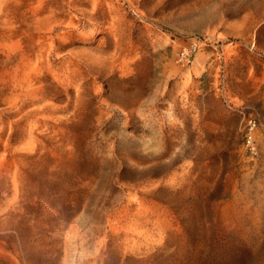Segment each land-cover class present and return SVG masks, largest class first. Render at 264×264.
I'll use <instances>...</instances> for the list:
<instances>
[{"label": "rangeland", "instance_id": "rangeland-1", "mask_svg": "<svg viewBox=\"0 0 264 264\" xmlns=\"http://www.w3.org/2000/svg\"><path fill=\"white\" fill-rule=\"evenodd\" d=\"M0 264H264V0H0Z\"/></svg>", "mask_w": 264, "mask_h": 264}, {"label": "built area", "instance_id": "built-area-1", "mask_svg": "<svg viewBox=\"0 0 264 264\" xmlns=\"http://www.w3.org/2000/svg\"><path fill=\"white\" fill-rule=\"evenodd\" d=\"M198 47H199V45H198L197 41L191 42L188 45L183 46L177 52V61L182 63V64H186V63L190 62L191 57L197 51ZM249 122L251 123V120ZM246 142H247V146H248L249 150L251 152H255V147L251 142L250 134H247Z\"/></svg>", "mask_w": 264, "mask_h": 264}]
</instances>
